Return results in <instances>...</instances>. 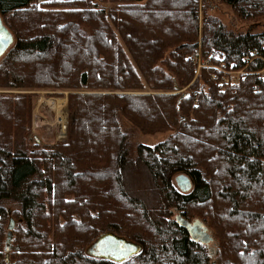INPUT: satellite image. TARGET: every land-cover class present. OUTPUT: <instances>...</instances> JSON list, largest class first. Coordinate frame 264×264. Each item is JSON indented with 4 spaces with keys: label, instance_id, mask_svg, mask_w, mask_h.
<instances>
[{
    "label": "trees",
    "instance_id": "1",
    "mask_svg": "<svg viewBox=\"0 0 264 264\" xmlns=\"http://www.w3.org/2000/svg\"><path fill=\"white\" fill-rule=\"evenodd\" d=\"M218 1L262 26L200 25L198 0H0V264H264V0ZM38 90L68 93L66 141L31 136ZM121 118L173 133L134 145ZM197 210L214 260L175 221ZM107 233L140 251L89 254Z\"/></svg>",
    "mask_w": 264,
    "mask_h": 264
},
{
    "label": "rangeland",
    "instance_id": "2",
    "mask_svg": "<svg viewBox=\"0 0 264 264\" xmlns=\"http://www.w3.org/2000/svg\"><path fill=\"white\" fill-rule=\"evenodd\" d=\"M36 1L38 4H40L42 2L53 1V0H36ZM198 2H199L198 17H199L200 25L204 15L206 14L208 16L219 19L227 28L233 29L234 31H246V30L257 31L262 26L261 25L262 22L256 23L254 21H243L239 19L228 5L219 2L218 0H198ZM197 52H200V49H198ZM195 68H196L195 75H198L201 69L198 70L197 65H195ZM234 72L236 71L228 72V73L227 71H223L222 77L223 76L227 77L228 75L233 76ZM213 75L214 74H212V78H215L213 77ZM1 92L10 93V92H24V91L1 90ZM35 93L37 95L31 113V124H30L31 136L32 137L37 136L40 139L39 143L42 145H46V144L54 145L66 141L67 130H68L67 128L68 93L64 91L59 95L49 94V92L46 90H38ZM62 106H65V112L63 111L59 113V107ZM120 123L123 128V131L127 134L129 140L134 145L140 143L148 146H154L164 141L167 137H169L173 133L172 130H165L151 134L144 133L133 127L131 124H129L122 118L120 119ZM6 205L9 207H16L15 203L12 202H6ZM200 215H202L201 210L190 212L189 220L190 221H193L195 219L201 220L209 228V231L212 236V241L209 242L206 245V247L210 252L211 260H214L217 251L218 242L214 235V231L209 225L208 221L202 219ZM88 253L92 254L91 251H88Z\"/></svg>",
    "mask_w": 264,
    "mask_h": 264
},
{
    "label": "water",
    "instance_id": "3",
    "mask_svg": "<svg viewBox=\"0 0 264 264\" xmlns=\"http://www.w3.org/2000/svg\"><path fill=\"white\" fill-rule=\"evenodd\" d=\"M14 37L11 31L3 23L0 16V58L13 45ZM37 143L40 139L37 136L33 137ZM174 183L179 191L185 193L191 189V180L186 174H177L174 178ZM176 223L186 230L191 240L200 244L207 245L212 241V236L209 228L201 220L195 219L190 221L181 214L176 215ZM13 223H10V227ZM140 251V245L137 242L123 239L112 233H107L99 237L92 245V255L115 262H121Z\"/></svg>",
    "mask_w": 264,
    "mask_h": 264
},
{
    "label": "built area",
    "instance_id": "4",
    "mask_svg": "<svg viewBox=\"0 0 264 264\" xmlns=\"http://www.w3.org/2000/svg\"><path fill=\"white\" fill-rule=\"evenodd\" d=\"M192 61L195 63V65H197L198 67V70L202 69V68H205L207 67V61L204 60L202 57H201V54L200 52H196L195 55H193L192 57ZM242 71H237V72H234L233 73V76H230V77H226V76H223V80L225 82H228V81H231V82H236L238 80V76L239 74H241ZM226 73V72H225ZM235 74V75H234ZM236 76V77H235ZM213 77H215V74L213 75Z\"/></svg>",
    "mask_w": 264,
    "mask_h": 264
},
{
    "label": "bare ground",
    "instance_id": "5",
    "mask_svg": "<svg viewBox=\"0 0 264 264\" xmlns=\"http://www.w3.org/2000/svg\"><path fill=\"white\" fill-rule=\"evenodd\" d=\"M59 100V99H58ZM63 100V99H62Z\"/></svg>",
    "mask_w": 264,
    "mask_h": 264
}]
</instances>
